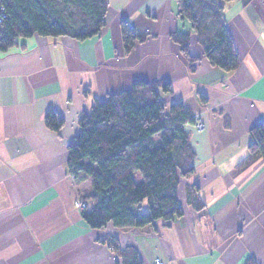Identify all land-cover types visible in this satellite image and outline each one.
<instances>
[{"label":"crops","instance_id":"obj_1","mask_svg":"<svg viewBox=\"0 0 264 264\" xmlns=\"http://www.w3.org/2000/svg\"><path fill=\"white\" fill-rule=\"evenodd\" d=\"M225 15L240 58L231 72L207 60L175 0H109L95 38L37 35L0 51V264H117L103 242L109 237L137 250L142 264H264V159L239 168L251 130L264 122V0L235 1ZM123 21L144 37L130 53ZM176 32L190 33L196 62ZM161 80L172 87L164 101H183L204 124L203 131L186 125L195 160L180 185L184 214L141 229H92L75 207L92 181L73 179L67 167L80 119L136 81ZM49 110L65 121L58 132L45 123ZM192 186L201 210L189 204Z\"/></svg>","mask_w":264,"mask_h":264},{"label":"trees","instance_id":"obj_2","mask_svg":"<svg viewBox=\"0 0 264 264\" xmlns=\"http://www.w3.org/2000/svg\"><path fill=\"white\" fill-rule=\"evenodd\" d=\"M178 14L197 35L211 65L231 72L240 66L226 18L227 5L239 0H175ZM253 0H241L243 6ZM6 15L0 24V51H8L19 38L69 37L84 42L100 35L106 25L109 0H0ZM125 51L130 53L144 37L127 21L121 23ZM190 33L176 32L173 39L192 63ZM170 83L136 81L129 90L96 101L80 119V133L69 146L68 172L76 179H90L92 193L85 200L90 208L82 213L92 229L112 224L115 228L141 229L162 221L170 224L184 214L180 185L194 175L195 152L186 125L194 117L178 100L167 104ZM47 127L60 131L65 121L49 110ZM244 169L264 159V122L251 130ZM140 176V180H138ZM189 190V204L201 210L198 187ZM147 202V210L144 203ZM107 243L117 264H142L137 250L120 247L116 237ZM244 264H258L249 258Z\"/></svg>","mask_w":264,"mask_h":264},{"label":"built area","instance_id":"obj_3","mask_svg":"<svg viewBox=\"0 0 264 264\" xmlns=\"http://www.w3.org/2000/svg\"><path fill=\"white\" fill-rule=\"evenodd\" d=\"M5 18H6V15L3 13V9H1L0 24L4 21ZM194 126L198 131L204 130V124L199 119H196V120L194 119ZM75 206L82 212L87 211L90 208L89 203L81 199H77V201L75 202ZM156 263L162 264L160 260H157Z\"/></svg>","mask_w":264,"mask_h":264},{"label":"rangeland","instance_id":"obj_4","mask_svg":"<svg viewBox=\"0 0 264 264\" xmlns=\"http://www.w3.org/2000/svg\"><path fill=\"white\" fill-rule=\"evenodd\" d=\"M71 175V177L73 178V179H75L76 180V178L72 175V174H70ZM78 199H81V200H83V201H85V202H87L85 199H82V198H78ZM77 201V200H76ZM75 201V202H76ZM76 207V206H75ZM77 208V207H76ZM147 208V202H145V208L144 209H146ZM78 209V208H77ZM79 210V209H78Z\"/></svg>","mask_w":264,"mask_h":264}]
</instances>
